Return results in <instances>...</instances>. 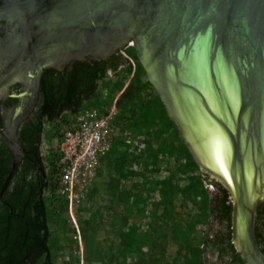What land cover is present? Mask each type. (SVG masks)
<instances>
[{"label":"water","instance_id":"obj_1","mask_svg":"<svg viewBox=\"0 0 264 264\" xmlns=\"http://www.w3.org/2000/svg\"><path fill=\"white\" fill-rule=\"evenodd\" d=\"M128 45L200 173L227 190L234 247L264 264L254 230L264 200V0H0V131L12 153L0 198L27 157L17 133L44 71Z\"/></svg>","mask_w":264,"mask_h":264},{"label":"trees","instance_id":"obj_2","mask_svg":"<svg viewBox=\"0 0 264 264\" xmlns=\"http://www.w3.org/2000/svg\"><path fill=\"white\" fill-rule=\"evenodd\" d=\"M134 64L141 66L135 47L128 45L105 59L74 60L63 68H47L41 75L35 112L17 133L32 159H22L0 198V264H58L57 252L65 242H77L73 215L58 191L61 152L51 149L43 161L40 144L44 136L56 137L60 148L64 125L85 109L103 114L113 105L116 135L79 200H92L100 191L104 207L110 210V227H104L98 209L84 218L79 202L74 207L85 261L247 264L231 240L227 190L200 173L143 67L135 69ZM15 102L9 97L5 104ZM44 123L49 126L46 131ZM36 155L41 156L45 176L35 165ZM160 163L162 175L156 171ZM11 165L12 153L0 131V190ZM85 205L83 210L90 211ZM99 229L112 234L108 246L98 237ZM254 230L264 253V200L258 204ZM59 232L61 239L54 237ZM170 244L176 246L172 257L165 255ZM69 256L65 264L80 263L79 257Z\"/></svg>","mask_w":264,"mask_h":264},{"label":"built area","instance_id":"obj_3","mask_svg":"<svg viewBox=\"0 0 264 264\" xmlns=\"http://www.w3.org/2000/svg\"><path fill=\"white\" fill-rule=\"evenodd\" d=\"M115 115L114 105L103 114L85 109L62 128L58 191L66 197L70 212L94 179L99 158L111 147L117 132Z\"/></svg>","mask_w":264,"mask_h":264},{"label":"rangeland","instance_id":"obj_4","mask_svg":"<svg viewBox=\"0 0 264 264\" xmlns=\"http://www.w3.org/2000/svg\"><path fill=\"white\" fill-rule=\"evenodd\" d=\"M134 67L135 69H140L141 66L139 64H134ZM112 75V73H110V76ZM113 78H115L113 76ZM44 130L46 131L49 126L47 123H44ZM53 149V150H57L59 151L60 148H59V142L56 140V137L51 139V140H48V138L46 136H44V138L42 139V142L40 144V154L43 158V161L45 160V156L50 152V150ZM134 168H136V166H134ZM156 171H159V175H162L163 174V164H159L156 168ZM135 180L138 179V176L134 178ZM86 204V205H85ZM106 204V200L103 196V194L99 191L95 194V196H93L92 200H89V201H84L82 202V200L78 203V206H80V213L82 215V217L84 218H87L88 215L90 214V212L93 210L95 211L96 209H98L99 211H101L103 213V219L104 221L106 222V225H104V227L107 229L109 228V224H108V213L110 212V210L106 209L104 207V205ZM86 206L87 207H90V211H86V210H83V206ZM77 206V207H78ZM114 211L118 210V207L114 208L113 209ZM71 215H73L72 217H70L73 225L76 227L77 229V234L73 237H77V242L75 241H72L70 242L68 245H67V242H65L66 244V248L64 247L63 250H59L57 252L58 254V257H57V263L58 264H65L68 259H69V255H72L74 257H79L80 259V263L79 264H99V263H88L85 261L84 259V256L86 255L84 249H83V243H82V240H80V235H78V223H77V217L75 216V212H74V207H73V210L71 212ZM69 235H71L69 233ZM108 235L111 237L112 234H107V232L105 233L104 231L100 230L99 229V235L98 237L101 239L102 242H104L105 246H108V241L110 239H108ZM54 237H59L60 239L63 238V233L62 232H59L58 234H56ZM62 244L64 245V242H62ZM175 250H176V246L174 245H169L167 250H166V254L165 255H169L170 257H172V255L175 253Z\"/></svg>","mask_w":264,"mask_h":264},{"label":"flooded vegetation","instance_id":"obj_5","mask_svg":"<svg viewBox=\"0 0 264 264\" xmlns=\"http://www.w3.org/2000/svg\"><path fill=\"white\" fill-rule=\"evenodd\" d=\"M11 85H12V84H11ZM10 87H11V86H10ZM31 114H33V113H31ZM29 117H30V116H29ZM33 155H34V154H33ZM37 156H38V155H36V157H37ZM34 157H35V156H34ZM36 157H35V165L37 164L36 160L41 159V156H40V157L38 156L37 158H36ZM25 158H31V157H30V154L27 153V157H25ZM31 159H32V158H31ZM41 164H42V162L40 163V165H41ZM19 167H21V165H20ZM36 167H37V169L42 173V175L45 176V171H44V169H43L42 167L39 168L38 165H36ZM16 171H17V170H16Z\"/></svg>","mask_w":264,"mask_h":264}]
</instances>
